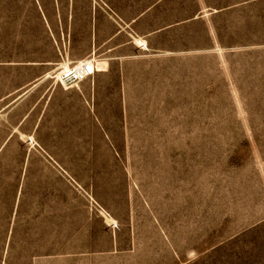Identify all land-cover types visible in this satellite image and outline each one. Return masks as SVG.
Here are the masks:
<instances>
[{"label":"rangeland","instance_id":"374dc122","mask_svg":"<svg viewBox=\"0 0 264 264\" xmlns=\"http://www.w3.org/2000/svg\"><path fill=\"white\" fill-rule=\"evenodd\" d=\"M98 5L127 59L55 94L41 152L0 158V264H264V5L0 0V63L85 44Z\"/></svg>","mask_w":264,"mask_h":264},{"label":"crops","instance_id":"0c3cea01","mask_svg":"<svg viewBox=\"0 0 264 264\" xmlns=\"http://www.w3.org/2000/svg\"><path fill=\"white\" fill-rule=\"evenodd\" d=\"M198 3L202 9L197 13L218 14L243 6H263L264 0H198ZM88 17L90 35L85 44H72L65 54L58 48L60 55L54 50L34 54L23 62L0 63L11 68L7 75L9 80L20 79L15 85L9 81L0 94V158L28 157L32 148L41 152L42 146L38 142L42 139L39 137L45 132L55 94L59 91L68 93L75 88L66 89L56 81L48 83L65 64L70 67L79 63L83 67L89 62L91 69L84 77L94 81L99 76H106L113 62L122 63L127 59V21L122 20L121 14L119 18L112 17L106 7L98 5L89 7ZM18 145L21 149L16 153L13 149Z\"/></svg>","mask_w":264,"mask_h":264},{"label":"built area","instance_id":"2783aa9c","mask_svg":"<svg viewBox=\"0 0 264 264\" xmlns=\"http://www.w3.org/2000/svg\"><path fill=\"white\" fill-rule=\"evenodd\" d=\"M82 66H70L57 74L58 82L66 89L78 87L84 78V73L81 70Z\"/></svg>","mask_w":264,"mask_h":264},{"label":"bare ground","instance_id":"6f19581e","mask_svg":"<svg viewBox=\"0 0 264 264\" xmlns=\"http://www.w3.org/2000/svg\"><path fill=\"white\" fill-rule=\"evenodd\" d=\"M90 68L89 67H84V68H81V70H82V72H85L86 70H89Z\"/></svg>","mask_w":264,"mask_h":264}]
</instances>
